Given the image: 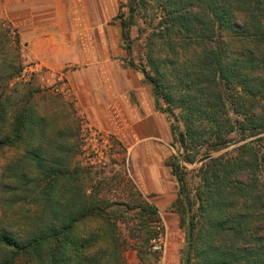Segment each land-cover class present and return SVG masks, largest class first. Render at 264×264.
I'll use <instances>...</instances> for the list:
<instances>
[{
  "label": "trees",
  "instance_id": "16d2710c",
  "mask_svg": "<svg viewBox=\"0 0 264 264\" xmlns=\"http://www.w3.org/2000/svg\"><path fill=\"white\" fill-rule=\"evenodd\" d=\"M139 1L145 0H128V17L118 16L129 54ZM161 9L163 18L152 36L159 45L149 48V68L132 61L129 65L152 86L157 107L172 114L179 109L185 126L180 130L172 123L181 153L166 163L179 184L176 209L186 231L190 217L187 264H264V0H162ZM36 92L11 112V135L0 140V147L35 133L45 135L49 119L54 124L37 100L50 95L55 110L62 95ZM68 104L77 115L74 103ZM52 129L57 137L68 131ZM235 132L257 139L235 147L233 156L214 155L235 143ZM204 145L206 151L199 155ZM194 163H200V183L191 196L183 164ZM66 170L55 164L42 171L55 220L27 240L0 228V264H122L119 221L130 205L98 199L77 207L71 183H62ZM137 195L141 203L135 217L160 223L157 208L140 191Z\"/></svg>",
  "mask_w": 264,
  "mask_h": 264
},
{
  "label": "rangeland",
  "instance_id": "374dc122",
  "mask_svg": "<svg viewBox=\"0 0 264 264\" xmlns=\"http://www.w3.org/2000/svg\"><path fill=\"white\" fill-rule=\"evenodd\" d=\"M101 1L102 8L97 13L93 9L94 1L84 0V3H88L89 8H92L89 14L85 15V20L82 17L83 21L81 18L78 23L86 27L91 24L96 28V30H88V33L86 31L84 36L89 38L91 34L92 42L96 46L100 33L103 39L108 41L112 37L113 41H117V55L118 60L122 61L121 64L139 72L144 78L143 73L132 68L129 62L146 65L150 46L159 45L152 36L159 29L163 18L162 0H145L144 3L139 1L131 28L133 41L131 54L127 51L120 25L121 15L128 17L129 10L124 6L128 0ZM20 2L24 5L16 8ZM62 2L65 1L0 0V140L4 141L11 135V112L19 109L27 99H31L32 93L37 95V89L46 94L57 91L62 95V99L56 100L59 102L54 104L55 110L50 103L53 102L50 95L37 100V103H41L45 110L49 111L48 116L54 121V124H51L49 119L46 131L48 128L49 130L45 135L37 136L35 133L33 137H25L14 146L0 147V228L19 240H27L45 224L48 225L56 219V216L50 212L49 201L44 194L48 179L42 171L43 168L55 164L59 167L61 165L65 170L69 169L65 171L67 177L62 178V183L69 185L71 183L74 198L72 201L77 203V207L93 205L98 203V199L114 203L126 202L130 205L131 210L126 214V218L119 221L122 264H168L164 260L167 249L164 224L161 221L154 223V219L147 217L142 220L135 217L140 210L135 207L140 205L141 198L137 195L140 190L130 174L127 148L123 146L115 133L99 128L86 113L79 110L78 101L81 95L78 96L76 88H73L74 83H78L81 79L77 74L78 64H62L61 66L55 63L46 64L36 57L29 45V40L26 39L25 32L29 31L34 24L50 26L55 32L60 31L61 24L70 25L68 15L62 17L57 15L58 12H62L57 10V3ZM31 4L34 5L31 8L33 14L25 8V5L28 7ZM56 58L54 57L55 60ZM154 96L157 101L155 94ZM71 102L77 109V115H74L68 104ZM166 114L171 125L174 122L180 130L185 129L179 116V109L175 110V114L170 115L167 111ZM54 127H65L68 131L64 136L57 137L52 129ZM231 136L235 143L226 149L214 152V155L225 153L233 156L236 153L235 147L257 139L249 137L248 133L241 132H235ZM171 145L174 148L172 154L179 155L181 150L176 140L172 141ZM205 151L204 145L199 155ZM38 157L41 158L40 163L35 160ZM137 163L140 161L138 160ZM183 165L188 189L191 196H194L195 188L200 183L196 171L200 163ZM180 227L182 241L178 264H183L186 225L181 223ZM155 237L162 238L164 242L162 251L152 249L151 239ZM2 256L3 250L0 248V259ZM16 264L31 263L28 260H20Z\"/></svg>",
  "mask_w": 264,
  "mask_h": 264
},
{
  "label": "crops",
  "instance_id": "0c3cea01",
  "mask_svg": "<svg viewBox=\"0 0 264 264\" xmlns=\"http://www.w3.org/2000/svg\"><path fill=\"white\" fill-rule=\"evenodd\" d=\"M64 1L57 3V10H62L57 15H68L70 25L61 24L60 31L55 32L50 26L34 24L25 32L26 39L36 57L46 64H78L77 74L81 79L78 77L80 80L73 88L81 95L79 110L99 128L115 133L127 148L132 179L149 203L157 208L166 229L164 260L178 264L182 241L181 214L176 209L179 184L166 163L174 150L166 111L157 107L152 87L142 75L118 60L117 41L112 37L110 41L103 39L100 33L96 46L91 34L89 38L84 36L86 31L96 30L91 24L86 27L78 23L82 17L85 20L92 7L84 0ZM93 1V9L100 12L102 1ZM23 5L20 2L16 8ZM25 6L33 14L34 5Z\"/></svg>",
  "mask_w": 264,
  "mask_h": 264
},
{
  "label": "water",
  "instance_id": "95a60500",
  "mask_svg": "<svg viewBox=\"0 0 264 264\" xmlns=\"http://www.w3.org/2000/svg\"><path fill=\"white\" fill-rule=\"evenodd\" d=\"M157 98V96H156ZM168 114L172 115L171 112H168ZM190 231V217H188V225H187V249H186V253H185V257H184V261H183V264H187L188 263V257H189V254H190V245H191V233L189 232Z\"/></svg>",
  "mask_w": 264,
  "mask_h": 264
},
{
  "label": "built area",
  "instance_id": "2783aa9c",
  "mask_svg": "<svg viewBox=\"0 0 264 264\" xmlns=\"http://www.w3.org/2000/svg\"><path fill=\"white\" fill-rule=\"evenodd\" d=\"M151 247L154 251H162L164 248V242L161 237H155L151 239Z\"/></svg>",
  "mask_w": 264,
  "mask_h": 264
}]
</instances>
